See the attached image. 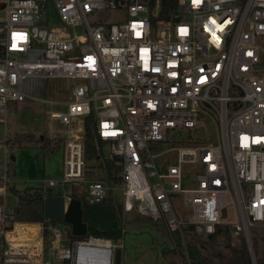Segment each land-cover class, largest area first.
Here are the masks:
<instances>
[{
	"label": "built area",
	"instance_id": "obj_1",
	"mask_svg": "<svg viewBox=\"0 0 264 264\" xmlns=\"http://www.w3.org/2000/svg\"><path fill=\"white\" fill-rule=\"evenodd\" d=\"M159 10L160 0H0V124L17 103L48 106V140H62V163L60 179L43 184L63 193L75 186L94 205L113 188L86 177L90 117L118 167L122 212L177 235L180 264H191L186 234L217 227L243 240L256 264L250 229L264 247V0H177L167 21L157 20ZM106 12L122 19L106 23ZM50 88L58 96L42 97ZM205 118L217 144L195 138ZM9 146L0 144V264H115L118 250L122 264L123 224L114 240L13 220Z\"/></svg>",
	"mask_w": 264,
	"mask_h": 264
},
{
	"label": "rangeland",
	"instance_id": "obj_2",
	"mask_svg": "<svg viewBox=\"0 0 264 264\" xmlns=\"http://www.w3.org/2000/svg\"><path fill=\"white\" fill-rule=\"evenodd\" d=\"M52 16V15H51ZM183 19H186V15H181ZM106 23H117L122 19L120 13L106 12L100 16ZM46 21L49 24L55 22V18L46 17ZM50 84L47 86L49 87ZM51 88L48 89V94L43 93L41 96L48 98V96H58L53 94ZM48 106L43 104L25 101L17 103L9 109L7 125L4 127L0 124V144L6 139L11 146L8 147V154L16 156L15 163L9 165L10 179L15 178L26 180L35 179L28 182H21L17 184L16 188L23 187L24 185L42 187L45 188L43 180L46 179H60L61 175V163L62 154L61 149L54 150L51 152L53 143L57 142V137H53L52 140L48 136V118L45 114ZM204 128L198 131L195 138L199 139L203 145L217 144L219 137L216 133L215 127L212 125L208 118L204 119ZM54 128H56L54 126ZM32 134L36 142L32 143V146L23 148L22 151L18 152L15 147L20 144L15 143L14 137L18 134ZM43 137V143L39 142V139ZM46 141H51L46 145ZM89 142V141H88ZM90 143V142H89ZM18 144V145H17ZM87 144L86 154V177L88 179H102L107 182L105 178L103 161L110 160L106 158L108 152L105 145L101 146L100 152L96 149V144H93L95 155L90 157V147ZM34 147V148H33ZM44 149L42 151L36 150V148ZM39 159L35 160V156ZM100 156V158H99ZM3 151L0 150V176L3 174ZM188 168V167H187ZM108 183V182H107ZM113 191L112 194L113 202L115 204H121V195L117 188V184L111 185ZM61 189L53 188L50 191L56 194ZM80 189L75 186L66 187L65 193L67 196H80ZM109 193V194H110ZM109 196V195H108ZM74 199V198H73ZM62 200L56 196L48 197L44 200V219L58 222L62 217ZM16 206L15 198L8 197L7 208L8 211L13 212ZM231 215V212H230ZM122 224L124 226V245L123 250V261L122 264H175L171 262V257H164L161 250L164 248H172L171 240L173 236H170L165 229L164 224L161 221H154L148 216H141L134 211L121 214ZM251 235L256 241V252L258 257L264 254L263 240L261 239L259 229H250ZM204 239V237H203ZM231 245H239L238 241L232 240L230 237ZM179 263L178 257L175 259Z\"/></svg>",
	"mask_w": 264,
	"mask_h": 264
},
{
	"label": "trees",
	"instance_id": "obj_3",
	"mask_svg": "<svg viewBox=\"0 0 264 264\" xmlns=\"http://www.w3.org/2000/svg\"><path fill=\"white\" fill-rule=\"evenodd\" d=\"M177 11V0H160V10L157 20H170ZM84 137L88 140L90 147V157L95 155L93 144L100 152L104 143L98 139L92 130L91 118L85 119ZM15 143L23 142L35 143L36 139L32 134H18L13 140ZM44 138L39 139L43 143ZM46 145L51 141H46ZM62 140L57 139L52 144L51 152L61 149ZM104 166L105 178L109 184L117 181L116 174L118 167L115 166L114 160H105L102 162ZM1 178V176H0ZM10 197L15 198L16 206L12 212L13 220L20 223H44V200L52 197V192L42 187H34L24 185L23 187L12 186L10 189ZM81 202L82 221L87 225V232L90 235L107 237L117 240L121 237V204L113 202L112 194L102 202L89 205L81 194L71 196ZM204 237V239H203ZM176 245L172 248H164L161 250L164 257H171V262L180 264L177 260L180 248L179 238L173 236ZM186 243L189 250L191 264H252L250 254L246 247V243L240 240L239 245H231L230 236L227 228L217 227L215 232L208 236H197L192 233L186 234ZM253 250L256 257V264H264V254L261 257L257 255L256 243L253 242Z\"/></svg>",
	"mask_w": 264,
	"mask_h": 264
},
{
	"label": "water",
	"instance_id": "obj_4",
	"mask_svg": "<svg viewBox=\"0 0 264 264\" xmlns=\"http://www.w3.org/2000/svg\"><path fill=\"white\" fill-rule=\"evenodd\" d=\"M64 139V138H63ZM62 200V217L59 222H63L70 226L71 233L75 237L84 236L87 232V225L82 221V209H81V202L78 199H75V208L71 215H65V197L63 196H56ZM223 217H225L226 211H222ZM46 220V219H44ZM115 264H120V251L116 252L115 256Z\"/></svg>",
	"mask_w": 264,
	"mask_h": 264
},
{
	"label": "crops",
	"instance_id": "obj_5",
	"mask_svg": "<svg viewBox=\"0 0 264 264\" xmlns=\"http://www.w3.org/2000/svg\"><path fill=\"white\" fill-rule=\"evenodd\" d=\"M30 134V133H29ZM18 145V144H17ZM28 146H32V144H30V143H27V142H23L22 144H20L18 147H15L16 148V150L19 152L20 150L22 151V149L23 148H27ZM34 148V147H33ZM36 148V147H35ZM36 150H40V151H42L43 152V149H41V148H36ZM20 151V152H21ZM39 159V157L36 155L35 156V160H38ZM12 160H13V162L15 163V161H16V156L13 154L12 155ZM32 180H35V179H26V180H21V179H17V178H15L14 180H13V182H14V186H16L17 184H22L21 182H28V181H32ZM116 183H117V181H116ZM116 183H114V184H116ZM109 184V183H108ZM109 185H112V184H109ZM42 188H43V186H42ZM43 189H47V188H43ZM48 190H50V189H48ZM62 195H65V199L68 197V198H72L71 196H67L68 195V193H63L62 191H57L56 192V194H54L53 195V193H52V196H62ZM9 197H10V195H9ZM73 199V198H72ZM44 221H49V222H52V223H57V222H54V221H50V220H44ZM59 223H63V222H59ZM63 224H65V223H63ZM66 225V224H65Z\"/></svg>",
	"mask_w": 264,
	"mask_h": 264
},
{
	"label": "bare ground",
	"instance_id": "obj_6",
	"mask_svg": "<svg viewBox=\"0 0 264 264\" xmlns=\"http://www.w3.org/2000/svg\"><path fill=\"white\" fill-rule=\"evenodd\" d=\"M7 176L9 177L10 179V173H9V167H8V171H7ZM12 180V179H10ZM74 208H75V199H72V198H66L65 199V215H71V213L74 211Z\"/></svg>",
	"mask_w": 264,
	"mask_h": 264
}]
</instances>
